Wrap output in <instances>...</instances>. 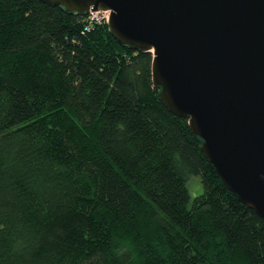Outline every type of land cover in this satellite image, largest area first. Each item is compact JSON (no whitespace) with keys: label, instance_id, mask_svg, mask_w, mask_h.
<instances>
[{"label":"trees","instance_id":"trees-1","mask_svg":"<svg viewBox=\"0 0 264 264\" xmlns=\"http://www.w3.org/2000/svg\"><path fill=\"white\" fill-rule=\"evenodd\" d=\"M89 24L0 0V264H264V220L162 102L153 54Z\"/></svg>","mask_w":264,"mask_h":264},{"label":"water","instance_id":"water-1","mask_svg":"<svg viewBox=\"0 0 264 264\" xmlns=\"http://www.w3.org/2000/svg\"><path fill=\"white\" fill-rule=\"evenodd\" d=\"M110 11L121 44L153 54L152 80L188 120L224 185L264 220V0H40Z\"/></svg>","mask_w":264,"mask_h":264},{"label":"rangeland","instance_id":"rangeland-1","mask_svg":"<svg viewBox=\"0 0 264 264\" xmlns=\"http://www.w3.org/2000/svg\"><path fill=\"white\" fill-rule=\"evenodd\" d=\"M95 19H99V17L97 16V18ZM187 186L191 200L200 196L203 193L204 189L201 182V178L199 176H191L188 180Z\"/></svg>","mask_w":264,"mask_h":264},{"label":"built area","instance_id":"built-area-1","mask_svg":"<svg viewBox=\"0 0 264 264\" xmlns=\"http://www.w3.org/2000/svg\"><path fill=\"white\" fill-rule=\"evenodd\" d=\"M110 13H111L110 11H96V12L88 14L90 24L88 25L86 30L90 31L92 27L95 25H101L104 23L108 24L110 20ZM97 16L99 17V19H95L97 18Z\"/></svg>","mask_w":264,"mask_h":264}]
</instances>
